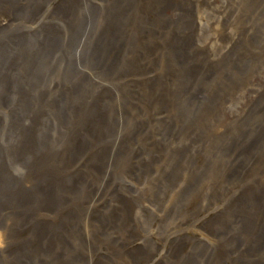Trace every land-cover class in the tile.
Returning <instances> with one entry per match:
<instances>
[{
	"label": "rangeland",
	"instance_id": "obj_1",
	"mask_svg": "<svg viewBox=\"0 0 264 264\" xmlns=\"http://www.w3.org/2000/svg\"><path fill=\"white\" fill-rule=\"evenodd\" d=\"M224 1L228 2L225 6L229 16L236 19V26L244 28V31L238 35L236 43L239 46L238 52L231 54L232 58L227 59L220 66L215 62L207 65L212 66L211 68H203L202 71H197L196 75L191 74L192 86L182 96L181 93L171 91L172 80L163 87L164 102L168 101L169 96L177 98L179 105L185 106L183 115L188 116L190 120L200 121L202 131L209 133L207 136L210 140L198 138L189 140L179 133L175 134L174 116L171 117L170 123L161 126V130L157 123L146 125V134L150 136L152 142L149 147L147 145L146 152L152 159L155 158L154 160H149V156L133 159L128 152L130 146L125 144V148L128 149L121 148L115 160L103 166L109 180L101 191V196L96 194L97 189L94 187L95 194L85 199H81L80 192L76 196L74 190L72 195L76 196V199H72L76 203L72 211H75L79 219L76 225L84 223L86 227L85 224H90L93 228L87 229V233L83 235V237L88 236V243L82 242L86 245V249L79 250L87 255L88 248H97L93 259L88 261L84 259L82 264H228L231 250L228 236L250 227L253 210L258 211L256 204L252 207L253 205L233 203L225 198L222 191H214L218 184L213 180L217 181L221 176L223 163L227 160L225 140L234 137L233 133L239 125L226 120L227 114L228 119L231 120L235 111L240 110L239 113H243L242 117H248L250 120L238 128L248 133L255 129V122L264 120V108L259 105L260 101L264 104V74L258 84L261 90L258 101L256 104H249L253 107L252 110L249 109L250 113L246 111V107H243V97L245 95L248 97L247 95L250 94V89L254 85L253 78L264 73V0ZM61 2L62 0H0V20H5L4 26L0 27V129L6 132L7 127L14 123V119L20 123L16 127L17 135L14 142H19L21 145L25 135L31 138H43L42 143L36 141L38 144L34 146L30 141L31 147H34L30 151L33 155L24 154L25 151L22 149L23 156L19 158L20 162L17 161L16 168L10 166L11 161L18 160L15 157L9 158L1 154L0 160L3 166L7 167L3 171L14 179L9 178V185L16 186L15 181L18 180L20 191H25L27 194L34 193L32 194L34 196L37 193L36 189L25 188V185H30L27 183L30 178L26 179L25 174H20L17 169L26 172L25 167L31 165V160L36 164L35 166L43 162V169L48 168L46 170L48 180H45L46 177H40L43 178V182L37 180L34 182L43 187V192L48 194L47 199L50 201L51 198L54 200L52 195L61 177L62 183L66 181L77 183L78 188L85 190L88 184L79 179L80 175L75 176L74 172L77 166L86 169L88 164L78 161L82 158L77 159L73 156L82 153L89 141L101 143L102 138L98 137L99 134L116 125V120L119 119H112L113 109L103 107L111 106L114 102L116 107L121 106L119 91L132 86V81L135 80L133 78L136 77L134 72L137 73L142 67L136 65L137 63H130L129 56L125 53L130 51L128 50L123 52L125 57L119 62L107 63L109 64L105 65L107 70L102 68L101 75L89 77L91 75L88 70H92V65L89 63L91 60L84 56L91 46V41H94L95 36L98 35L104 15L97 13L98 15L92 18V22L84 28L85 34L79 30L78 25L68 22L69 12H74V8L68 6L64 12L56 11ZM75 13L78 16V10ZM77 16L72 21L76 20ZM71 31L73 33L69 38ZM223 40L222 44L227 45V39ZM258 52L259 56H257ZM81 53L82 56L79 57L84 65L83 70L78 71L74 66L77 63V56ZM120 67L125 71L119 73ZM30 68L37 69V72L42 74L27 77ZM105 84L110 90L105 93L106 98H102L98 90ZM200 86L204 88L200 90ZM235 88L242 93L238 103L227 91V89L235 91ZM258 90H254L253 93ZM192 95H198V100L188 104ZM79 96L86 99L97 96L99 98L96 100H99L101 105L96 109L84 108L86 102L79 101ZM160 104L166 106L168 102ZM133 107H136V103ZM83 111L94 116L90 123V117L83 116ZM94 111L97 113L94 114ZM252 112L255 116L250 117ZM115 113L119 114L118 111ZM99 115V118L95 117ZM38 116H40L39 120L36 119ZM33 119L37 121L32 123ZM125 119L129 121L127 116ZM30 125L32 128L36 127L35 131L25 134L31 129ZM212 131H220L223 136L218 141L224 142L214 147V141L217 140L210 135ZM160 132L167 142L160 140ZM257 139L264 143V136ZM175 141H184L183 153H176ZM246 141L249 142L248 139ZM14 142L0 134V150H2L0 153L14 150L17 146ZM170 142L172 148L174 147L173 151L164 149L152 153L155 147H164L163 144ZM211 148L213 151L210 150ZM240 148L234 146V149ZM53 164H59L64 169L59 170ZM79 170L81 172L80 168ZM32 173L33 171L28 173L29 176ZM182 181L187 183L186 190H183L173 201L171 195L177 189V185L184 184ZM114 183L116 185H113ZM119 183L122 185L114 188ZM211 192L213 195H210ZM181 199L186 202L190 199L196 201L194 205L185 202L180 205ZM197 208L201 209L199 215L188 217L187 214V218L191 219V226H187L189 220H186L187 224L179 226L177 222L184 218H181L183 213L190 210L195 213ZM46 210L53 212L48 208L43 210V214L47 212ZM6 211V209L0 211V216L3 217L0 220V228L3 229H0V232L6 229L8 223V228L11 224L13 227L16 225L14 221L16 219L11 216L4 217ZM112 215L120 220L116 222L118 225H126L127 221H130L125 227L130 229L127 235L131 240L127 239L125 234L117 235L118 231L109 228L106 220L111 219ZM169 223L173 224L172 231L171 228H166ZM23 226L28 229L21 228L20 233L15 231L14 245L0 258V263L4 261L6 254H9L11 264H40L38 258L43 257L42 252L45 255L46 249L43 248L42 251L37 249L42 246L36 244L35 236L31 234L34 229L30 227V223L25 221ZM150 229H154V233L149 236ZM106 230L111 237L110 242L117 239L118 242L124 238L125 240L119 242L116 247L110 242L106 243L105 237L98 236ZM140 242H144L143 248L149 253L148 256L145 253L138 255L135 245ZM123 243L124 247L120 246ZM53 251L54 249H51L52 253ZM132 253L135 255L133 256Z\"/></svg>",
	"mask_w": 264,
	"mask_h": 264
},
{
	"label": "bare ground",
	"instance_id": "obj_2",
	"mask_svg": "<svg viewBox=\"0 0 264 264\" xmlns=\"http://www.w3.org/2000/svg\"><path fill=\"white\" fill-rule=\"evenodd\" d=\"M225 3L228 2L224 0H69V2H64L62 0L58 4L57 12H64V9L68 6L74 8V12H69L68 22L78 25L79 30L85 34L84 28L92 22V18L96 17L97 13L104 15L98 29V35L95 36L94 41H91V46L84 56L91 60L89 63L92 65V70H88L89 75H91L89 77L101 75L102 68L105 71L107 70L105 65L119 62L121 58L125 57L123 52L128 50H132V53L130 51L125 52L129 56L130 63H137L136 65H141L142 67L139 68L137 73L134 72L137 78H133L135 80L132 81V86L119 91V99L122 104L117 106L118 109L115 106V102L108 107H103L102 105L105 109H113L112 119H119L118 121L116 120V125L103 134H99L98 137L102 138L101 143L89 141L84 146L83 149L85 150L82 153H77L73 156L77 159L82 158L78 161H84L88 164L86 169H82L80 165L77 166L74 172L75 176L80 175L79 179L88 184L85 190L78 188L76 186L78 185L77 183L70 181L62 183L61 177L58 179L56 191L52 195L54 200L53 198H51V201L48 200V194L43 192V187L34 182L35 180L43 182V178L40 177H46L45 180H48V172L46 171L48 168L43 169V162H41V165L35 166L36 164H33L31 160V165L25 167L27 169L26 172L23 169L17 170L21 172L20 174H25L26 179L30 178V181L27 182L30 185H25V188L36 189L37 193L34 196L32 195L34 193L21 192V189L18 188L20 187L18 186V180L15 181L17 187L14 184L9 185V178L14 179L3 171L7 167H4L3 162L0 160V179H3L0 180V211L6 209L4 217L7 216L6 218H9L11 216L16 219L14 220L16 221L14 227L11 224L12 227L8 228V223L6 229L4 228L5 230L0 232V258L14 245L15 231L20 233L22 229H26L27 227L23 225L25 221H28L30 227L34 229L31 234L35 236L36 244L42 246L37 249H41V251L43 248L46 249L45 255L42 252L43 257L39 256L38 258L40 264H71L75 262L82 264L81 262L84 263V259L86 261L93 259L97 248H88L89 254L87 255L83 254L82 250H79L86 249V245L82 242L87 241L88 243V236L85 235L83 237V235L87 233V229L93 228L90 224H85L86 227H84V223L76 225L79 219L76 217L78 215L74 213L75 211H72L76 203L72 198L78 196L79 192L81 193V199L90 198L91 194H95L93 187L97 189L96 194L98 196L102 195L100 193L109 180L103 166L113 162L121 148L128 149L125 148V144L130 146L131 151L128 149V152L131 153L133 159L137 160L138 157L149 156V160H154L155 158L152 159L146 152L147 145L148 147L152 145L150 136L146 134V125L157 123L161 130V126L163 127L170 123L172 116L176 120L175 134L179 133L180 136L183 135L184 138L189 140L192 138L210 140L207 136L209 133L202 131L200 121L190 120L188 116L183 115L185 106L179 105L177 98L169 96L168 105L166 106L160 103H167L164 102L163 87L168 85L170 80L173 81L171 91L173 93H181L180 95L182 96L192 86L191 74L196 75L197 71H202L203 68H211L212 66L207 65L215 64V62L220 66L221 63L232 58L233 55L231 54L238 52L239 46L236 43L239 33L243 32L244 28L236 26V19H232L229 16ZM80 6H82L81 9ZM76 10H78V16L75 13ZM76 16L77 19L72 21ZM3 21L5 20H0V27L4 26ZM72 33L71 31L69 38H71ZM224 38L228 41L227 45L222 44ZM248 54L254 53L248 52ZM79 56H82V53L77 56V63H75L74 67H77L75 68L76 70L82 71L84 64ZM257 56H259V52ZM28 71L27 77L42 74L38 73L37 69L30 68ZM124 71L125 69H122V67L118 69L119 73ZM263 74H258L253 78L254 85L250 89V94L247 95L248 97L246 95L243 97V107H246L245 109L248 112L250 111L249 109L252 110L253 108L249 104H256V101L261 96L258 84ZM160 86L162 89H160ZM202 88L204 87L200 86V90ZM256 89H259L258 92L253 93ZM109 90V86L103 85L98 90L99 96L106 98L105 93L109 92ZM227 91L233 95V99L238 103L240 100L239 96L242 93L236 88L235 91L234 89H227ZM138 97L139 100L137 101ZM96 98L99 97L95 96L92 99H86L83 96H79V101L86 102L83 106L84 108L96 109L97 106L101 105ZM194 100H198V95L190 96L188 104H191ZM135 103L136 107H133ZM259 105L264 108L262 101L259 102ZM115 111H118L119 114L115 113ZM235 112L231 120L228 119L227 114L226 120L239 124L238 128H241L250 119L242 117L243 113H239L240 110ZM96 113L94 111V114ZM83 114L85 117H90L89 123L91 118H94L93 115L91 116L86 111H83ZM229 115L231 114L229 113ZM252 115L255 116V113L252 112L250 117ZM126 116L129 121L125 119ZM95 117L99 118L100 115ZM36 119L39 120L40 116L36 117ZM36 119H33L34 122L32 121V123H35ZM13 121L14 123L7 127L6 132L0 129V134L14 142L17 135L16 127L20 123L14 119ZM254 125L256 127L251 133L237 128L233 133L234 137H228L225 140L224 148L226 149L227 157L225 156V158L227 160L223 163L222 174L217 181L210 178L218 184L215 187V192L222 191L225 194V198L230 199L233 203L245 204V206L253 205L252 207H255L254 204H256L258 210H255V212L253 210L250 227L231 234L230 237L228 236V245L231 248L228 255L230 263L228 264H264V143L257 139L264 136V120L255 122ZM30 128L25 134L32 133L36 127L32 128L30 125ZM210 135L215 138L214 140H217L214 141V147L224 142L218 141L223 136L220 131H212ZM181 138L184 140L183 137ZM160 140L167 142L162 132H160ZM30 141L34 146L38 144L36 141L42 143L43 138L37 139L25 135L21 145L19 142H14V145H17L14 150L0 153V156L2 154V156L18 159L10 162L11 168H16L18 165L17 161L20 162L23 156L22 149L25 151L24 154L33 155L30 151L34 147H31ZM163 145L165 148L157 146L152 153L164 149L173 151L174 147L177 154L183 153L185 150L184 141H175L173 148L171 142ZM234 146H240L241 148L234 149ZM41 149L43 150V147ZM210 150L213 151V148ZM0 151L2 152V150ZM35 160L37 159L35 158ZM53 165L59 170L64 169L59 164ZM1 166L4 168L2 169ZM44 167L47 166L44 165ZM66 167L68 168V166ZM32 171L33 173L29 176L28 173ZM188 175L191 177V173ZM182 182L184 184L177 185V189L171 195L173 201L179 197L178 195L183 190H186L187 183L185 181ZM113 185H116V183ZM121 185L119 183L114 188ZM74 190L76 191V196L72 195ZM210 195H213V193L211 192ZM97 198L95 195V199ZM195 201V199H190L186 202L181 199L179 203L180 205L184 204V202L194 205ZM251 201H253V204H251ZM48 208L52 209L53 212L46 210L47 212L43 214V210ZM190 211L183 213L181 218H184L177 222L179 226L188 223L187 226L190 227L192 222L191 219L187 218V214H189L188 217H192L201 213L199 208L195 210V213ZM165 214L167 215V212ZM2 219L3 217L0 216V220ZM186 220L189 221L186 223ZM117 221L120 220L115 215H112L111 219L106 220L109 223V228L118 231V234H115H125V237L130 239L127 235L130 229L125 227L128 223L130 224V221L128 220L126 225H118ZM140 221L144 222L143 219H140ZM168 225H166V228H171L170 231H172L174 229L173 224L169 223ZM151 233H154V229H150L148 235L150 236ZM98 236H101V238L105 237L106 243L110 242L109 239L111 237L107 230ZM117 240H112L110 243L116 247L125 238L118 242ZM124 243L120 246L124 247ZM144 245V242H140L135 245V248L138 249V255L145 253L148 256L149 253L144 251ZM51 249H54V253L51 252ZM132 254L133 256L135 255L134 253ZM9 257V254H6L5 258L3 257L4 261H1L0 264H11Z\"/></svg>",
	"mask_w": 264,
	"mask_h": 264
}]
</instances>
